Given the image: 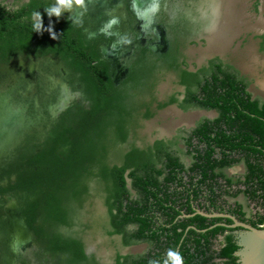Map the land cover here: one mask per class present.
Returning <instances> with one entry per match:
<instances>
[{
  "label": "flooded vegetation",
  "instance_id": "flooded-vegetation-1",
  "mask_svg": "<svg viewBox=\"0 0 264 264\" xmlns=\"http://www.w3.org/2000/svg\"><path fill=\"white\" fill-rule=\"evenodd\" d=\"M32 1L10 0L9 2V0H0V5L5 10L12 11L20 9ZM35 1L54 3V0ZM137 1L86 0L87 9L83 13L80 25L75 23L78 16H80L79 11L72 14L69 13L70 15L61 14L59 18L62 21L69 22L73 27L79 28L80 32L85 36L89 50L99 53V61L107 66V74L114 88L119 90L120 97L124 92L128 93V90H133L132 93L136 96H138L140 90L143 91V96L139 97V99L137 97L134 106L135 111H133V116L130 118L131 121L128 123L130 126L128 125L127 127V143L121 146L119 150L122 155H130L132 152H136L134 165L126 171L125 177L131 172H134L137 177L150 176L152 178L150 182L157 183V188H150V190L152 192L159 191L158 197L164 200V203H162L163 207L168 210L173 209L174 213L168 211V214H176L170 222L171 219L158 210L155 200L149 198L148 206L152 223L150 231L159 234L161 236L160 241L164 242L165 236L171 234L172 226L199 216L208 221H216L208 230L216 227H223L227 231L230 230L237 243L238 235L236 232L239 233L243 230L228 229L227 226H232L233 222L227 217L230 216L240 223L252 226L251 221L247 219L245 202L256 203L251 201L250 197L244 193L234 196L237 191H246L251 185L245 179L248 172L246 159L239 152H225L229 160L238 161L217 171V173L220 172L226 179L231 181L229 186L224 179L209 181L206 182V185L198 182L200 177H197L195 172H190V169L196 162L198 155L204 154L208 150L206 143L203 141L222 138L221 134L230 136L232 133L228 130L227 121L222 119L216 110L204 109L198 105V102L203 99L202 87L207 82L211 83L212 76L215 75L218 81L225 76H229L231 81H236L240 88L244 87V93L249 96L250 101L258 102L259 105H262L264 103V80L259 85H256V90H253L249 80L242 76L234 66L224 63L219 57H214V60H210L202 66L188 62L185 56V48L199 39L198 31L200 30L193 28L191 21L185 20L183 22L182 15L177 19L175 17V7L167 4L166 0ZM260 5L264 10V0H259L258 6ZM126 13L130 15L128 29L131 43L121 45L118 41L120 36H122L121 30H123L124 26H122L120 17ZM113 18L117 20V23L109 27L108 21ZM145 35H148L147 40H143ZM261 40L260 50L261 54L264 55V35H262ZM170 52L171 54L169 55ZM167 55L171 56V58L169 59ZM164 56L167 57L165 61L156 62L158 59L162 60ZM17 58L40 62L43 70H40L39 78H44L53 69L57 73H54L56 78L50 80L55 84L59 83L58 85L61 86L59 90L56 88V99L53 107L57 106L55 108H58V106L63 104L61 108L63 106H66V108L63 112L61 110L58 116L52 119L51 123L48 121L47 124L46 121L42 122L47 126L50 125L44 137L38 136L36 138L34 133L38 130H35V125L32 121L30 123L28 121L24 122L25 112L22 114L23 110L6 105L7 100L12 95L17 94V87H22L20 83L15 82L14 75L11 74V69L16 67L14 63ZM141 59H143L142 64L144 66L155 65L156 71L150 77L139 78L138 62ZM50 61H55L56 65L51 64L49 67ZM2 65H4L2 69H5L0 71V76L2 77L0 79V151L6 149L5 146L13 144V138L17 139L20 135L19 133L22 132L20 130L21 121L17 115H10L11 112L9 110L20 113L22 123L28 126V130L22 135L19 142L7 149L11 150L22 142L19 147L21 153L17 156L15 154L12 156L13 161L9 169L6 167L8 162L5 165L0 161V174H2L0 175V264H37L38 261L35 258L34 263L28 260L30 250L38 247L40 249L36 236L32 228L28 226V223L34 215L32 226L37 228L42 226L41 222H43L44 218L42 208L44 205H40L34 214L32 207L34 202L40 199V194L45 192L42 189L33 192L23 190L19 185L21 182L26 183V180H30L33 177L32 175H34L33 173L41 171L42 168L40 166L32 165L31 162L36 155L42 153L43 145L48 136L53 134V131H57V126L62 122L65 123L67 129H69V126L73 127L74 123L78 121V117L74 116L77 113V108H81V111H89L90 101L85 93L83 83L80 81V74L68 70L64 63L54 55L50 54L44 58H34L32 55L28 57L16 56L10 59L7 64ZM216 66L219 68L216 69ZM133 68L136 69V76L134 77L130 76ZM183 73L188 75H183ZM165 78L167 81L172 82V90H167L164 88L166 85H162V82L166 81ZM137 79L141 80L143 85L139 84ZM49 82H46L45 86L51 85ZM44 90L48 91L47 89ZM78 102H81V104ZM68 105L69 107L67 108ZM68 110H70V114L63 116ZM35 112L37 113V111ZM196 112H212L214 115H191ZM96 121L97 119H94L92 123ZM112 121L106 120L104 122L110 123ZM11 126L15 127L13 131L10 130ZM72 130L76 131L79 128L78 126L73 127ZM26 136L29 137L25 138ZM211 147L213 149L212 157L221 160L222 150L215 145H211ZM55 154L56 156L61 155L58 150ZM122 163V159L116 162L117 167L120 168ZM89 165L86 161L83 167L87 172H95V168H90ZM237 167H240L242 172H232ZM2 171L3 173H1ZM157 172L161 174L158 175ZM170 174L175 176L173 182L166 181ZM18 177H22V181L19 182ZM95 181V179H88L85 182L88 192L83 199H71V208L73 210L78 211V207L81 208L82 204L86 203L87 198L91 199L92 193H94L91 188ZM254 184L256 185L255 180ZM125 188L128 192L127 196L122 198V202L119 200L122 212L126 211L125 208L128 204L135 202L141 204L144 200V195L135 188L134 180L126 178ZM210 188L214 194H211ZM100 191L96 192V194L100 198L98 202L103 210L95 218L93 228L90 226L92 219H88L87 225V221H85V227L83 226V228L86 233L89 232V229H93L97 232L100 231L104 237L114 240L118 251L110 263L115 264L117 256L136 258L147 252L152 257L160 254V259L163 261L166 251L157 250L151 243L140 242L149 244L148 250L141 254H134L131 251L139 243L129 246L123 245L122 232L121 234H115L117 228L122 231V226L114 228L113 220L109 216L106 204L108 194L106 192L103 193L102 190ZM32 193L35 195V200L31 199ZM162 194H166L167 197ZM108 202L113 203V199H109ZM119 203H116V205ZM237 206H240L239 210L243 214L242 217L237 213ZM77 214L78 212L75 214L76 216L74 215L70 218L67 226L63 227L69 228L76 224L78 221ZM115 215H117V212L114 210L112 211V217ZM223 216H226V218ZM119 217H121V214H119ZM259 217H264V215ZM241 218L243 221H241ZM217 220H221V222ZM226 220L231 223L226 224ZM254 228L262 229L264 228V223L257 224ZM137 229L138 225L136 224H126L124 227L126 234H132ZM189 230L196 229L191 225L185 229V232ZM176 232L181 233V230L178 229ZM230 233L225 232L222 235H216L212 240L210 252H214L215 257L212 263L222 264L223 261L216 258V253L220 249L224 237ZM108 235L111 237H108ZM48 264L52 263L48 262Z\"/></svg>",
  "mask_w": 264,
  "mask_h": 264
},
{
  "label": "trees",
  "instance_id": "trees-1",
  "mask_svg": "<svg viewBox=\"0 0 264 264\" xmlns=\"http://www.w3.org/2000/svg\"><path fill=\"white\" fill-rule=\"evenodd\" d=\"M50 5L49 1L33 0L30 4L12 11H7L0 5V64H7L16 56L32 55L34 58H44L50 54L54 55L68 70L80 74V81L90 101L89 111L85 112L77 108V113L74 114L78 117V121L73 127L78 126L79 130L73 131L72 126L67 129L63 122L59 124L58 130L53 131V134L46 139L42 153L36 155L31 162L32 165L40 166L41 171L33 173L30 180H26V183L21 182L19 185L23 190L33 192L42 189L45 192L40 194V199L35 201L32 207L34 214L40 205H44L42 226L39 228L32 226L34 215L28 223L36 236L42 254L51 256L52 264H97L93 257L85 254L83 245L77 238L51 234L48 229L52 226H67L70 218L78 212L71 208V199H83L88 192L85 182L88 179H95L94 186L92 185L91 188L92 192L102 190L103 193L108 194L106 203L108 213L115 229L122 226V231L117 228L115 234L122 232L124 246L147 242L161 252H167L169 249L178 251L183 257L184 264H214L212 263L215 259L214 252H210L212 240L216 235L230 233V230L227 231L223 227L208 230L216 221H208L199 216L185 220L171 227V234L165 236L164 242L160 241L159 234L150 231L152 223L148 206L149 198L155 200L158 210L171 219L170 222L176 214H168V211L174 213L173 209L164 208L162 205L164 200L158 197L159 191L150 190V188H157V183L150 182L152 179L150 176L137 177L134 172H131L125 177L126 171L134 165L136 152L122 155L119 150L127 143L128 123L135 111L137 97L139 99L143 96V91L140 90L136 96L132 93L133 90H128V93L124 92L120 97L119 90L114 88L107 74V66L99 61V53L89 50L85 36L79 28L73 27L60 18L49 17L45 9ZM35 11H38L41 17L40 32L33 30L32 13ZM165 58L167 59L164 56L162 60L158 59L156 62L165 61ZM142 62L143 59L138 62L139 78L150 77L156 71L155 65L151 64L148 67ZM135 70V68L131 70L130 76H136ZM183 75L188 74L183 73ZM137 82L142 84L139 79ZM202 92L203 99L198 102V105L204 109L216 110L220 117L227 121L228 130L232 133L230 136L221 134L222 138L204 140L208 150L198 155L190 172H195L196 176L200 177L198 182L204 185L209 181L224 179L229 186L231 181L217 171L238 162L229 160L225 152H239L246 159L248 172L245 179L251 185L246 191H237L234 196L244 193L250 197L251 201L264 209V103L259 105L258 102L250 101L249 96L244 93V87L240 88L238 83L231 81L229 76L218 81L217 76L213 75L212 82L205 83ZM70 110L63 116L70 114ZM94 119L97 121L92 123ZM106 120L112 122H104ZM211 145L222 150L221 160L212 157ZM57 150L61 155L56 156ZM120 159L123 163L118 168L116 162ZM86 161L90 164V168H95V172L86 171L83 167ZM157 174L161 173L157 172ZM126 178L134 180V186L144 195V200L141 204L137 202L128 204L126 211L122 212L120 210L122 198L128 193L125 188ZM174 180L173 174L166 179L169 182ZM18 181H22V177H18ZM48 190L50 191L47 192ZM210 190L212 192L211 188ZM162 195L167 197L166 194ZM109 199H113V203H109ZM119 200H121L120 203ZM116 203L119 204L116 205ZM237 208V213L242 217L240 206ZM114 210L117 215L112 217ZM217 221L221 222V220ZM241 221H243L242 218ZM230 223L226 220V224ZM263 223L264 217H258L255 222H251L254 227ZM126 224H136L138 229L132 234H126L124 231ZM191 225L196 230L185 232V229ZM178 229L181 233L176 232ZM108 237L111 236L108 235ZM220 246L216 258L223 261L222 264H237L234 254L239 248L232 233L224 237ZM152 261L161 263L160 254L152 257L147 252L136 258L117 256L115 264H150Z\"/></svg>",
  "mask_w": 264,
  "mask_h": 264
},
{
  "label": "rangeland",
  "instance_id": "rangeland-1",
  "mask_svg": "<svg viewBox=\"0 0 264 264\" xmlns=\"http://www.w3.org/2000/svg\"><path fill=\"white\" fill-rule=\"evenodd\" d=\"M165 2L175 7V17L177 19L182 15L183 22L185 20L191 21L193 28L200 30L198 31L199 39L197 41L195 40L194 44L191 43L192 45L186 46L185 48V56L188 62L202 66L206 62L214 60V57H219L224 63L234 66L242 76L249 80L253 90L257 89L256 85H259L264 80V55L261 54L260 50L261 37L264 35V10L261 5L258 6L259 0H166ZM62 14L70 15L72 13L64 12ZM120 19L122 20V26H124L123 30H121L122 36H127L131 40L128 29L130 15L126 13L121 15ZM147 36L145 35L143 40H147ZM15 61L14 65L16 67L11 69V74L14 75L15 82L20 83L22 87H17V94L12 95L7 100L6 105L23 110L22 114L25 112L24 122L28 121L30 123L32 121L35 125V130L39 131L34 133L36 138L38 136L44 137L50 126L46 125L47 121L51 123L53 121L52 119L54 117L56 118L58 113L61 110L63 112L66 108V106L61 108L63 104L58 106V108H55L57 106L53 107L56 99V88L59 90L61 86L58 85L59 83L55 84L50 81L56 78L54 69L49 71L44 78H39L40 70H43L40 62L37 63L34 60H24L22 58H17ZM51 64L56 65L55 61H50L49 67ZM1 65L0 71L5 69H2L4 65L2 67ZM46 82H49L51 85L47 84L48 86H45ZM164 84L166 85L164 86L165 89L172 90V82L166 79V81L162 82V85ZM78 103L81 104V102ZM9 112H11L10 115L18 116V119L21 121L20 130L22 132L19 133L20 135L18 134L17 139L13 138V144L7 147L5 146L6 149L0 151V161L5 165L8 162L6 165L7 169H9L13 161L12 156L14 154L17 156L21 153L19 147L22 142L11 150L7 149H10V147L19 142L22 135L28 130V126L22 123L20 113L13 110H9ZM201 114L208 116L214 115L212 112H196L191 115ZM43 121H46V124L42 123ZM10 130L12 129L10 128ZM28 137L26 136L25 138ZM232 172L240 173L242 169L237 167ZM33 194L31 199L35 200L36 198ZM98 201H100V198L96 192L92 193L91 199L87 198L86 203H83L81 208L78 207V221L76 224L69 228L52 226L48 227V229L51 234L77 238L82 243L85 254L93 257L98 264H111L110 261L118 251L114 240L104 237L100 231L97 232L93 229H89V232L86 233L83 228L85 225L84 222L87 221V225L88 219H92L90 226L92 228L94 227L95 218L103 210ZM245 208L247 211V219L251 222H255L259 216L264 215V209L257 203L245 202ZM38 248L30 250L28 260L33 262L36 259L38 261L37 264L51 263V256L42 254ZM148 248L149 244L139 243L131 251L134 254H141L146 252Z\"/></svg>",
  "mask_w": 264,
  "mask_h": 264
},
{
  "label": "clouds",
  "instance_id": "clouds-1",
  "mask_svg": "<svg viewBox=\"0 0 264 264\" xmlns=\"http://www.w3.org/2000/svg\"><path fill=\"white\" fill-rule=\"evenodd\" d=\"M86 9H87L86 0H54V3H52L49 7H47L45 9V12L49 17L59 18L61 14L64 12L74 13L79 11L80 16H78L75 23L77 25H80L82 22L83 13L84 11H86ZM32 19L34 21L33 23L34 32H40L42 25H41V17L38 11L32 13ZM116 23L117 20L113 18L108 21V26L110 27L112 25H115ZM118 43L121 45H128L131 43V40H129L127 36H120ZM113 47H115V45H113ZM150 264H160V262L152 261L150 262ZM162 264H184V261L182 255L178 251L174 249H169L166 252V256L163 259Z\"/></svg>",
  "mask_w": 264,
  "mask_h": 264
},
{
  "label": "water",
  "instance_id": "water-1",
  "mask_svg": "<svg viewBox=\"0 0 264 264\" xmlns=\"http://www.w3.org/2000/svg\"><path fill=\"white\" fill-rule=\"evenodd\" d=\"M222 217V216H220ZM226 218V216H223ZM233 224L228 229H241L236 234L239 250L234 254L237 264H264V228H254L228 216Z\"/></svg>",
  "mask_w": 264,
  "mask_h": 264
},
{
  "label": "bare ground",
  "instance_id": "bare-ground-1",
  "mask_svg": "<svg viewBox=\"0 0 264 264\" xmlns=\"http://www.w3.org/2000/svg\"><path fill=\"white\" fill-rule=\"evenodd\" d=\"M137 2H139V0H138ZM14 128H15L14 126L11 127L12 130H13ZM16 128H17V127H16Z\"/></svg>",
  "mask_w": 264,
  "mask_h": 264
}]
</instances>
